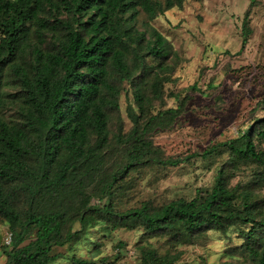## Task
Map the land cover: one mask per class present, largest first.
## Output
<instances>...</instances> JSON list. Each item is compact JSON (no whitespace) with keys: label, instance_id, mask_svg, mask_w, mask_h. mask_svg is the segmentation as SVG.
<instances>
[{"label":"trees","instance_id":"16d2710c","mask_svg":"<svg viewBox=\"0 0 264 264\" xmlns=\"http://www.w3.org/2000/svg\"><path fill=\"white\" fill-rule=\"evenodd\" d=\"M183 2L0 0V220L12 237L3 245L6 264H53L65 257L55 247L73 249L99 222H105L101 230L106 232L142 229L182 243L209 230L237 227L242 252L252 264H264V198L250 187H231L224 167L211 188L199 190L190 200L118 206L129 187V174L139 166H176L198 155L164 158L148 137L180 110L172 107L148 116L153 100L162 97L171 79L173 67L166 62L176 53L157 28L135 25L140 9L154 19ZM254 2L244 14L243 44L252 33ZM146 56H152L162 72L148 65ZM125 80L134 84L138 108H128V132L123 118L114 121L112 116L120 108V83ZM259 102L263 105L264 99ZM254 135L264 139L263 124L250 125L242 135L218 145L229 149L234 163L238 157L264 164V151L256 149ZM93 243L100 248L98 241ZM70 259L96 264L76 255ZM174 259L142 248L144 264H175Z\"/></svg>","mask_w":264,"mask_h":264},{"label":"rangeland","instance_id":"374dc122","mask_svg":"<svg viewBox=\"0 0 264 264\" xmlns=\"http://www.w3.org/2000/svg\"><path fill=\"white\" fill-rule=\"evenodd\" d=\"M250 3L184 0L181 6L166 9L154 19H148V13L140 9L136 27L143 30L149 24L157 28L176 53L166 62L173 67L171 79L164 84L162 97L153 100L148 116L180 107L171 122L156 127L148 137L164 158L198 155L176 166L152 162L133 170L119 208L138 207L148 200L155 205L181 197L190 200L199 190L212 187L222 167L231 187H250L257 197L264 198V164L238 157L234 163L229 149L218 145L242 135L250 125H264V104L259 102L264 99V0H255L251 7L252 33L243 44V19ZM45 16L51 18L50 14ZM146 62L162 72L152 56H146ZM120 89V108L112 116L114 121L121 116L128 132L132 127L128 108L135 106L138 110L135 88L133 82L125 80ZM146 94L152 96L150 89ZM111 125L115 133L113 121ZM254 138L256 149L264 151V139ZM215 145L214 152L202 155ZM104 224L99 222L89 238L73 249L67 245L55 247L54 251L65 257L53 264H74L72 255L96 264H144L143 247L175 258V264H252L239 246L243 238L238 236L237 227L227 232L209 230L195 236L191 243H182L170 235L151 236L142 229L118 227L106 232L101 230ZM8 233V225L0 220V264L7 261L3 245ZM94 241L101 244L99 249L94 248Z\"/></svg>","mask_w":264,"mask_h":264},{"label":"built area","instance_id":"2783aa9c","mask_svg":"<svg viewBox=\"0 0 264 264\" xmlns=\"http://www.w3.org/2000/svg\"><path fill=\"white\" fill-rule=\"evenodd\" d=\"M11 233L9 232L6 236H5V243L6 244H10L11 243Z\"/></svg>","mask_w":264,"mask_h":264}]
</instances>
